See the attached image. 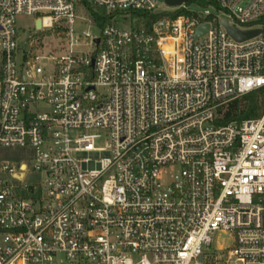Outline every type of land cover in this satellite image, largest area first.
Returning a JSON list of instances; mask_svg holds the SVG:
<instances>
[{"label":"built area","instance_id":"obj_1","mask_svg":"<svg viewBox=\"0 0 264 264\" xmlns=\"http://www.w3.org/2000/svg\"><path fill=\"white\" fill-rule=\"evenodd\" d=\"M203 1L230 22L183 3L149 28L99 27L81 0H0V150L32 151L31 165L0 161V264H264V115L219 125L264 87V2ZM21 15L50 34L24 47ZM223 22L261 33L237 42ZM79 130L108 132L107 147ZM105 149L100 169L77 158ZM216 232L235 246L206 256Z\"/></svg>","mask_w":264,"mask_h":264},{"label":"rangeland","instance_id":"obj_2","mask_svg":"<svg viewBox=\"0 0 264 264\" xmlns=\"http://www.w3.org/2000/svg\"><path fill=\"white\" fill-rule=\"evenodd\" d=\"M160 4L161 10L164 11L162 15H155V12L151 14L153 17V20H157L159 18L164 17H175L181 13H172L173 11L172 7H170L166 0H157ZM253 0H244L240 7H245L247 4L252 2ZM264 2V0H263ZM186 6L189 11L196 12L199 14H205L208 12V14H211L215 17H218L220 20H224L227 22H230V19L228 18L227 14L223 11L217 9L214 6L207 7V5L200 4V0H194L189 3H186ZM42 16V15H40ZM35 17L36 16H29V15H21L18 16L16 19V26L18 31V37L20 38V43H23V46L27 48L29 42L39 37L40 39L43 38V36H47L50 33L49 32H37L35 28ZM119 18H122L125 20V22L117 21ZM127 20V21H126ZM116 22L120 23V26H132L134 24L135 20L132 19L130 16H123L118 17L116 19ZM84 29L85 27H82L79 25V23L76 26V29ZM45 42H48L47 40ZM55 43V42H54ZM57 46L56 44L54 45ZM46 50H49L47 48ZM229 104H226L223 107V114L226 112L227 107ZM44 105H39V109H44ZM84 134H93V135H99V138L95 141V146L98 148H106L107 143L109 142V133L104 130H90V131H73L70 132V136L75 139L78 137H81ZM111 157V153L105 149L104 151H97V152H90V153H79L77 154V158L81 160L89 159V163H85L83 167L85 169L89 170H95L100 169L101 164L96 163L95 160H104ZM0 161L6 162L8 165H11L12 167H18L22 163H26L28 165H31L32 162V151L29 149H20V148H9V149H2L0 150ZM24 182L27 184H36V176L29 175L24 179ZM235 246V240L232 234L230 233H224V232H216L213 236L212 244L209 247H204V253L206 256L213 255L214 251L217 250L219 247L224 248H232ZM227 252H224L226 254Z\"/></svg>","mask_w":264,"mask_h":264},{"label":"trees","instance_id":"obj_3","mask_svg":"<svg viewBox=\"0 0 264 264\" xmlns=\"http://www.w3.org/2000/svg\"><path fill=\"white\" fill-rule=\"evenodd\" d=\"M194 1V0H193ZM210 2L200 0V4L208 5ZM85 12L91 19L92 23L105 27L108 24L115 23L116 19L124 14L118 12H108L105 8L91 6L86 0H81ZM130 17L135 20L133 26L136 28H149L153 17L142 12L129 13ZM264 115V87L252 91L240 98L229 103L224 118L219 121V125H228L232 122H241L247 119H259Z\"/></svg>","mask_w":264,"mask_h":264},{"label":"water","instance_id":"obj_4","mask_svg":"<svg viewBox=\"0 0 264 264\" xmlns=\"http://www.w3.org/2000/svg\"><path fill=\"white\" fill-rule=\"evenodd\" d=\"M191 0H166V3L170 7H175L182 5L183 3H189ZM164 11L162 10H157L155 11V15H162ZM117 21L125 22L124 19L119 18ZM127 21V20H126ZM223 25L229 34L235 41L237 42H244L247 40H250L256 36H258L261 33L260 29H254V30H241L235 26H231L226 22H223ZM41 28V23L38 21L37 23V29ZM209 30V25H202L198 28L197 33L195 35V38H200L204 34H206ZM202 256L199 257V260L202 261Z\"/></svg>","mask_w":264,"mask_h":264}]
</instances>
